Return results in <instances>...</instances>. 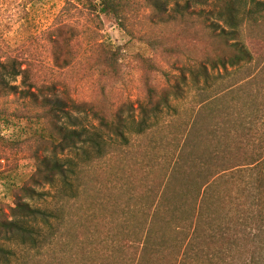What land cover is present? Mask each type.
Returning <instances> with one entry per match:
<instances>
[{"label":"rangeland","instance_id":"rangeland-1","mask_svg":"<svg viewBox=\"0 0 264 264\" xmlns=\"http://www.w3.org/2000/svg\"><path fill=\"white\" fill-rule=\"evenodd\" d=\"M229 1L232 7L227 0H169L168 11L176 15L175 3L180 7L188 3L195 18L207 17L208 23H214L216 29L236 28L237 40L248 49L250 59L226 69L208 67L209 80L205 84L202 75L194 78L188 70L193 60L201 58L202 44L181 41L176 46L178 53L156 55L154 61L159 68L151 71L150 76L158 92L177 84L176 92L168 94L169 107L161 106L160 112L144 116L143 77L147 67L136 56L153 53L143 43L111 20L96 15L88 8L87 0H0L3 37L10 46L25 51L33 61L36 77L47 83L55 82L57 93L71 97L75 103L89 101L102 106L110 119L118 113L124 123V136L118 137L102 128L89 112L77 113L90 131L101 133L107 141L105 151L108 154L98 158L93 150L88 155L57 154L58 159L73 163L77 171L73 182L71 176L70 184H64L60 178L52 184H31L35 191L31 197L19 192V197L32 207L47 211L53 228L47 232L38 230L40 236L36 243L22 242L17 236L0 235V246L5 249L0 253V264H72L73 238L78 240L86 235L89 250L96 253L97 239L104 243L99 246L102 251L111 239H144L150 231L149 243L154 240V246L149 249L152 258H146V264H169L178 257L181 232L167 227L152 228L150 223L156 192L165 184L177 155L176 148L179 149L184 141L193 147V141L209 133V126L219 128L220 135L225 119L230 120L229 140L233 151H237V144L250 135L261 139L264 135V0ZM229 7L238 21L236 27L230 25ZM157 19L145 11L135 15L131 24L137 33L149 35L177 28L174 19L166 23ZM102 40L118 45L124 52L118 79H103L92 62L95 44ZM15 84L18 89H24L21 77ZM15 105L9 103L8 107L13 109ZM198 112H201L200 117ZM194 123L199 129L192 134ZM26 126L28 123L24 120L9 127L0 125V203L5 219L12 218L9 207L14 205L16 196L12 191L23 184L30 185L28 178L33 167L24 165L27 160L21 163L22 157L37 146L51 154L45 143L22 144L26 150L10 147L7 140H22L27 136ZM161 214H165L164 210ZM72 217L77 221L74 230ZM168 218L175 223L186 220L175 214ZM38 221L41 222L39 218ZM160 225L168 224L162 221ZM50 233L59 240L46 244L44 236ZM157 237L164 239L168 247L165 244L160 247L161 240ZM81 249L78 245L77 251ZM202 255H187L184 264H203ZM114 256L113 264H129L125 257L130 256L127 249L115 248Z\"/></svg>","mask_w":264,"mask_h":264},{"label":"trees","instance_id":"trees-1","mask_svg":"<svg viewBox=\"0 0 264 264\" xmlns=\"http://www.w3.org/2000/svg\"><path fill=\"white\" fill-rule=\"evenodd\" d=\"M227 4L232 7L229 0ZM168 5L169 0H87L88 8L96 15L111 20L153 53L151 56H136L147 67L143 77L144 116L160 112L161 106L169 107L168 94L176 92L177 84L158 92L150 76L151 71L159 68L154 61L156 55L171 56L178 53L176 46L181 41L202 44L201 58L193 60L188 70L194 78L202 75L205 84L209 80L208 67L226 69L250 59L248 49L237 40L236 28L230 31L216 29L214 23H208L207 17L195 18L188 3L180 7L176 2V15L169 13ZM231 7L228 9V19L230 25L236 27L238 21ZM145 11L152 17L157 16L161 23L176 20L177 28L162 34L137 33L131 24L133 17ZM208 27L212 29L207 30ZM3 33L4 29L0 26V125L9 127L21 120L26 121L27 136L22 140H7L10 147L26 150L22 144L32 146L31 141L45 143L50 147L51 154L48 155L45 149L40 150L37 146L22 157L21 163L27 160L24 165L33 167L28 178L30 185L23 184L18 190L12 191L16 195L14 205L9 207L12 218L5 219L0 203V235L17 236L22 242L36 243L39 231H49L53 228V222L47 211L32 207L19 197V192L31 197L35 192L31 184H52L57 178L64 184H70L71 176L73 182L77 173L73 163L58 159L57 154L75 152L88 155L91 154L90 150L96 153L97 158L108 154L105 151L107 141L101 133L90 131L82 123L78 112H89L102 128L118 137L124 136V123L118 113L114 119H110L100 105L89 101L75 103L71 97L58 94L57 84L36 77L33 61L21 47L10 46ZM52 52L57 55L56 51ZM123 53L118 45L111 42H97L91 58L99 76L103 79H118L125 59ZM18 77H21L24 89H18L15 84ZM9 103L16 105L12 109L8 107ZM200 116L201 112H198ZM229 122V119L222 121L223 132L220 135L219 128L209 126V133L203 134L199 141H193V147L189 142H182L179 149L177 147L174 151L177 155L174 154L165 184L156 192L150 219L152 228L167 227L179 230L183 235L177 245L178 257L169 261V264H184L187 255L189 257L193 253L196 256L203 254V264H264V135L262 139L250 135L237 144V151H233L229 140ZM198 129L199 126L194 123L190 133L195 134ZM161 210L165 214H161ZM174 214L175 217H186L185 222L175 223L172 218H168ZM161 219L168 225L162 227ZM76 222L72 217V230ZM38 225L42 227L38 228ZM150 233L146 232L144 239H111L102 251L99 246L104 243L97 239L96 253L89 250L86 235L78 240L73 238L72 264H113L116 259L115 248L130 252V256H125L129 264H146V258H152L149 249L154 246V240L149 243ZM50 234L44 236L46 244L56 239L53 233ZM157 239L161 240L160 247L164 246V239ZM78 245L82 248L81 252L77 251ZM3 252L5 249L0 246V253Z\"/></svg>","mask_w":264,"mask_h":264}]
</instances>
